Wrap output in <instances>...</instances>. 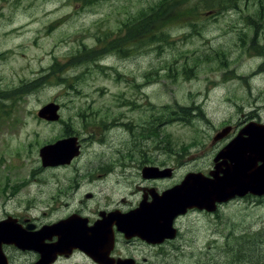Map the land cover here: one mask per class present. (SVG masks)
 Segmentation results:
<instances>
[{
  "label": "rangeland",
  "instance_id": "374dc122",
  "mask_svg": "<svg viewBox=\"0 0 264 264\" xmlns=\"http://www.w3.org/2000/svg\"><path fill=\"white\" fill-rule=\"evenodd\" d=\"M152 8L146 29L169 43L135 26ZM51 101L61 106L55 122L37 116ZM252 105L264 120V0H0V216L56 219L83 207L87 192L88 210L134 200L133 185L118 186L121 166L204 167L216 131ZM69 135L83 148L74 166L97 180L81 175L72 191L76 168L42 166L39 156ZM117 160V173L98 177L96 167ZM178 226L151 264H264V198Z\"/></svg>",
  "mask_w": 264,
  "mask_h": 264
},
{
  "label": "flooded vegetation",
  "instance_id": "af4514ba",
  "mask_svg": "<svg viewBox=\"0 0 264 264\" xmlns=\"http://www.w3.org/2000/svg\"><path fill=\"white\" fill-rule=\"evenodd\" d=\"M247 110V113L239 115L238 121L228 122L216 131L211 141V144L215 143L212 148L216 149L212 153L211 161L204 167H200L197 162L195 168L186 169L182 173L179 169L183 167V163L167 165L165 162L157 163L151 159L136 158L131 162L135 166L138 163L141 164L137 167L138 174L135 172V167L121 166L125 163L121 160L111 162L115 164V167H96L97 170L102 171L97 173L98 177L101 174L117 173V167L125 168L120 173L125 178H117V183L118 186L127 188L133 185L134 189L130 193L134 200L124 198L125 201L122 203L114 202L110 206H103L98 202L96 203L98 207H91L88 210L86 209L87 202L94 200L95 193L87 192L84 194L83 207L68 208L62 216L56 219H44L41 216L45 213L37 214L34 218L26 217L24 213L13 212L0 216V264H151L153 256L156 259L158 256L167 254L164 249L168 243L178 239L180 233L178 222L182 217L192 213L211 215L221 205L237 199H253L260 202L264 195L252 192H246L229 200H213L210 204V207L213 206L211 211L185 202L183 205L186 206L185 212L175 215L172 219L170 229H175V236L172 239L165 238L160 242L153 240L148 228L136 224L137 221L151 219H141V215L147 213L149 205L157 201L160 203L162 198L173 189L177 188L183 197L191 193L194 195V191L200 190L198 188L200 175L203 180L208 179L211 184L212 181H214L213 185L215 184L216 177L221 176L225 168L226 160L224 159L226 158L223 157L222 152L226 145L240 133H242V139L248 137L246 133H243L248 125H264V120L259 114V106L252 105ZM124 123L122 122V125ZM72 149L74 150V148H69V150ZM82 151L83 148L80 146L78 155L72 159L55 161L53 165L48 166L53 169L71 167L73 170L76 168L75 171L79 178H76L71 191L79 188L81 175L84 176L85 183L97 181L84 167L77 169L74 166L80 163L76 158L81 155ZM133 152V148L126 151L127 159L134 157L129 156V153ZM257 165H260V162H257ZM135 175H137L136 181ZM188 175L195 176L194 184L184 183ZM177 195L182 198L179 193ZM171 196L175 197L176 194H171ZM212 196L215 197V194ZM199 205L204 206L200 203ZM165 222L164 226H166ZM164 226L156 224L157 228ZM153 250H155L154 254Z\"/></svg>",
  "mask_w": 264,
  "mask_h": 264
},
{
  "label": "water",
  "instance_id": "95a60500",
  "mask_svg": "<svg viewBox=\"0 0 264 264\" xmlns=\"http://www.w3.org/2000/svg\"><path fill=\"white\" fill-rule=\"evenodd\" d=\"M57 108L58 105L47 103L38 110L37 115L45 120H56L58 118L56 112ZM243 131L248 137L242 139V133H240L226 145L222 152L223 157L226 158L224 159L226 160V162H224L225 168L222 171V175L216 177L214 185V181H212L213 183L211 184L208 179L203 180L202 175H200L199 187L197 186L200 190L194 191V195L191 193L189 196L183 197L182 194L177 191L183 199L187 200L186 202H190L192 205L200 208L204 207L207 210H213V206L210 207L213 200H226L235 195L241 196L246 192L259 195L264 194V125H248ZM75 143V137H68L63 140H58L55 144H47L41 147L39 149V155L43 165L51 164L54 162L53 160L60 159L68 161L71 159L78 153V147ZM66 148H74V150H69L68 152ZM257 162H260V165H257ZM194 178L195 176L188 175L184 183L192 185ZM171 193L172 191L162 198L160 203L157 201L155 204L149 205L147 207V213H143L141 219H151H143L141 222L138 221V225H143L148 229L153 227L150 231L153 233L154 231L155 233L159 232L154 230V228H157L156 224L164 226V222H168V213H171L175 209L174 206L177 207V205L181 203L179 200L182 198L178 195L172 197ZM213 194H215V197L212 196ZM165 200L167 201L165 202ZM199 203L204 206L199 205ZM173 213V215H176L178 209L174 210ZM170 215H172V213ZM170 225L171 222L169 221L167 227ZM169 237H173V234Z\"/></svg>",
  "mask_w": 264,
  "mask_h": 264
},
{
  "label": "trees",
  "instance_id": "16d2710c",
  "mask_svg": "<svg viewBox=\"0 0 264 264\" xmlns=\"http://www.w3.org/2000/svg\"><path fill=\"white\" fill-rule=\"evenodd\" d=\"M155 15H156V10L153 8L150 10L149 13L141 14L140 18L135 23V26L137 25L139 29H142L145 40L153 41V40H160L161 39V40L169 43L171 40L168 41L167 35L165 33H163L162 30H157V32H151V31H148L146 29V27L149 26V24L151 23V21L153 20V17ZM157 34H160L162 37L159 38V36Z\"/></svg>",
  "mask_w": 264,
  "mask_h": 264
}]
</instances>
